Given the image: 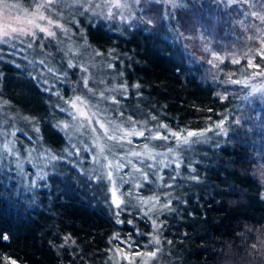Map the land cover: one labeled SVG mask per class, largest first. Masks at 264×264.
Listing matches in <instances>:
<instances>
[{"label":"trees","instance_id":"1","mask_svg":"<svg viewBox=\"0 0 264 264\" xmlns=\"http://www.w3.org/2000/svg\"><path fill=\"white\" fill-rule=\"evenodd\" d=\"M243 6L247 16L240 15L236 4L187 0L169 14L179 41L162 34V4L155 0L136 3L128 20L132 25L124 33L99 22L85 25L90 45L107 49L121 78L135 85V107L141 113L156 115L176 130L203 128L229 113L227 134L197 155L192 175L199 181L187 177L169 187L172 210L160 215L158 228V257L165 264H264V102L234 109L237 84L226 81L246 54L261 46L264 22L252 13L256 8L264 16V0ZM231 47L240 54L238 64L232 63ZM0 69V76L8 72L28 81L21 87L22 108L60 143L62 136L46 116L45 92L9 64ZM65 175L51 174L48 186L36 187L30 196L12 192L0 175V264H9L7 258L17 264H105L107 245L117 234L115 240L130 237L132 246H121L127 250L148 248L134 229L135 224L146 229L142 217L133 211H119L117 217L83 181Z\"/></svg>","mask_w":264,"mask_h":264},{"label":"rangeland","instance_id":"2","mask_svg":"<svg viewBox=\"0 0 264 264\" xmlns=\"http://www.w3.org/2000/svg\"><path fill=\"white\" fill-rule=\"evenodd\" d=\"M186 1L183 0V4ZM209 1L218 3L222 7L228 5L226 0ZM255 1L246 0L244 3L252 5ZM36 2L37 0L0 2V32L5 30L9 32V37L0 36V41H3L0 42V67L4 62L9 64L15 74L30 76L45 92L46 116L62 139L60 143L55 144L56 139L46 131H41L37 119L22 108L24 100L21 87L28 81L19 75L2 73L0 76V175L12 192L23 195L27 193L30 196L36 187L48 186V177L51 174L60 177H66L67 174L70 179L83 181L91 190L92 197L100 201L104 208L113 212L125 211L129 214L132 211L136 212L137 216L146 221V229H141L132 219L127 221L136 225L134 227L136 234L138 237L143 236L138 241L146 243L148 248L142 246L137 250H127L121 247L125 245L129 248L128 244L131 240L130 237H126L127 239L124 240L123 238L110 240L105 253V264H128V261L117 256L116 249L122 248L129 255L159 249V244L149 243L153 237L159 239L158 230L153 229V220L159 225V217L167 209L149 212V208L155 205L159 210L162 204L168 203L173 192L166 185L177 183L178 180L182 184L185 178L192 176L193 171L190 169H194L197 155L202 150L205 151L206 148H212L219 143L222 134L216 135L219 132L215 127L216 123L196 129L176 130L168 126L160 127L164 123L156 115L143 114L138 107H135L137 89L133 83H127L121 78L120 66L114 61V56L107 49L98 50L87 41L85 35L87 23L99 22L110 31L126 32V28L132 25L128 20L133 17L136 5L132 0H129L127 8L119 9L101 3V0H93L91 5L83 6L77 5L73 0H62L61 3L51 6L45 14L68 29L67 32L54 25H48L47 20L36 19L31 14L36 10ZM160 3L162 34L175 38L178 33L174 32L175 28L171 26L169 18L164 19L166 15L169 17L174 8L163 2ZM244 3L236 4L241 16L249 14L247 7L243 6ZM85 7L88 8L87 12H84ZM254 10L260 12L259 9ZM41 11L45 10L41 9ZM109 11L112 13L111 18H108ZM29 20H33L34 23L30 24ZM139 23L143 25L141 20ZM35 24L50 27L57 33L56 38L46 37L35 27ZM144 26L148 25L144 24ZM13 28L23 29L25 34L19 31L13 33ZM29 32L35 35H28ZM176 40L179 41L177 37ZM180 42L182 43V40ZM228 50L232 58L242 60L240 54L235 53L234 47ZM254 54L255 52L246 55L245 60L235 66L236 70L226 75L228 83H230L229 77L232 80L245 81L251 72L258 71L247 66L248 58L254 59ZM258 61L264 62L256 56L254 62L259 64ZM69 62L74 67L70 68ZM227 67L234 66L228 64ZM49 68L53 71L50 72ZM260 70H264V66H261ZM85 77L88 78L87 87H85ZM121 85H126V88H121ZM235 90L237 92L234 109H239L244 104L251 105L253 102L261 105L264 102V77L247 79L246 84H237ZM77 96L81 97V101H76L77 107L72 108L71 104ZM80 111H83L85 116H80ZM227 116L229 113H224L219 121ZM98 121L104 123L106 127L100 128ZM206 128L213 129L206 132L208 138L206 142L192 145L191 150L187 152L177 147L179 142L171 135V132L186 135V131H201ZM140 131H144L143 137L132 134ZM157 133L168 138L166 140L149 138ZM108 136H115L118 139L109 140ZM43 138L55 145L46 143ZM169 149L173 151L170 152ZM133 152H138L140 155H132ZM177 163H180V168H176ZM118 165L123 167L117 170ZM148 165L152 167L149 168ZM108 172L113 174L111 181L107 179ZM145 174L147 179L144 178ZM172 177L176 178L172 179ZM113 187L119 188L118 195L123 201L122 210L111 205L110 189ZM121 193L123 195H120ZM156 196H159V201L154 199ZM149 197L153 199L148 204L142 203ZM135 261L136 264H141L140 257H136ZM149 264H165V262L157 254Z\"/></svg>","mask_w":264,"mask_h":264},{"label":"snow or ice","instance_id":"3","mask_svg":"<svg viewBox=\"0 0 264 264\" xmlns=\"http://www.w3.org/2000/svg\"><path fill=\"white\" fill-rule=\"evenodd\" d=\"M0 2H4V0H0ZM62 0H37L36 2V10L34 13H31L33 16H35L36 19L38 20H47V23L48 25H54L56 28H60L62 31H65L67 32L68 29L64 28L62 25H60L59 23L55 22L50 15H46L45 13L50 9L51 6L53 5H56V4H59L61 3ZM74 3H76L77 5H80V6H83L85 4L87 5H91L93 3V0H73ZM132 2L134 3H139L140 0H132ZM157 2H163L167 5H171L172 8H177V7H180L183 5V0H157ZM246 2V0H226V3L228 5H231V4H237V3H244ZM101 3H104V4H110L112 7L114 8H127L128 7V4H129V0H101ZM13 7H16V5H12ZM99 6V5H97ZM41 9H44L45 11H41ZM88 11V8L85 7L84 8V12H87ZM81 15H83L84 13H79ZM95 14V13H93ZM253 16H257L262 22H264V16H260L258 13L256 12H253L252 13ZM112 16V13L111 11H109L108 13V18H111ZM171 17L172 19L175 18L174 16V13L171 14ZM168 15H166L164 17V19H168ZM29 23H34L33 20H29ZM148 23H151V20L148 21ZM35 27L37 29H39L40 32L44 33L46 37H50V38H56L57 36V33L52 31L50 27H41L39 24H35ZM17 31H19L21 34H25L24 33V30L23 29H16V28H13L12 29V32L13 33H16ZM258 31H261L260 29H258ZM28 35H35V33H32V32H29L27 33ZM0 36H3V37H9V32L8 31H2L0 32ZM256 37H252L250 36L249 39H255ZM260 39V43H261V46L259 49H257L255 51V56H259L261 58V60H264V32H262L261 36L259 37ZM0 42H3V41H0ZM29 47H31V45H29ZM71 50V49H69ZM207 50V49H206ZM96 55H100V53H96ZM247 55V54H246ZM214 58L215 59H220L218 56H215L214 54ZM210 63L212 61H209ZM221 62H223L221 60ZM41 63H43V61H41ZM232 63L234 64H238L240 63V60L239 59H233L232 60ZM70 68L71 67H74V65L69 62V65H68ZM247 66L248 68H253V69H258V71H253L249 74V77L247 79H252V78H255V77H264V70H260L261 69V65L258 64V63H255L254 62V59L253 57H249L248 60H247ZM82 70H85L86 69H82ZM49 71L52 72L53 69L52 68H49ZM247 79L245 81H241V80H232L231 77H229V81L230 83L232 84H241V83H247ZM85 80V87L88 86V78L85 77L84 78ZM121 88H126V85H121L120 86ZM138 87V85H137ZM89 91H91V89H89ZM223 99V97H222ZM76 101H81V97L80 96H77L75 98V101L72 102L71 104V107L72 108H76L77 107V103ZM116 102V101H114ZM5 103H7L5 101ZM209 111H211V109H209ZM79 115L80 116H85V113L83 111H80L79 112ZM73 119H75V117H73ZM129 119H131L129 117ZM153 119H155V117H153ZM99 126L100 128L104 129L106 127V125L102 122H99ZM236 123H239V121H236ZM224 124H225V120L224 119H221L218 123L215 124V127L219 129V132L216 133V135H221V134H227V129L224 127ZM67 127V125H66ZM160 127H163V128H166L167 125H164V124H161ZM213 129L212 128H206L204 130H201V131H186V135H183L179 132H171V135L175 137V139L179 142L177 147L178 148H181L183 152H187V151H190L191 148H192V145L194 144H198V143H203V142H206V140L208 139L206 137V132H209V131H212ZM133 135H137V136H140V137H143L145 135L144 131H140V132H134L132 133ZM150 139H167L168 137L167 136H161L159 133H157L156 135L152 136V137H149ZM203 138V139H201ZM108 139L109 140H117L118 138L115 137V136H108ZM186 146V147H185ZM147 147V145L145 146ZM169 151H173V149H169ZM132 155H136V156H139L140 153L138 152H133ZM52 159H56V157H52ZM180 163H177L176 164V168H180ZM123 165H118L117 166V170H119V168H122ZM149 168L152 167V165H148ZM191 171H195V169H190ZM137 171H139V169H137ZM112 176L113 174L111 172H108L107 173V179L108 180H112ZM145 179H147V174H145ZM176 177H172V179H175ZM98 179H103V177H98ZM162 179V178H161ZM189 179L191 180H194V181H199V176L197 175H192L189 177ZM166 187H171V185H166ZM110 192H111V205L115 206L117 209H121V205L123 203V201L120 199V196L118 195V192H119V188L118 187H113L110 189ZM120 195H123L122 193ZM170 195V194H168ZM153 199V197H149L147 200H143L142 203L144 204H148L149 201H151ZM155 200L159 201V196H156L154 198ZM262 199H264V196H262ZM171 200L168 201V203H165V204H162L161 208L159 210H157L155 208V205H153L151 208H149V212H154V211H163L164 209H167L169 211H171ZM122 210V209H121ZM120 215V212L117 211L116 212V216L118 217ZM145 215H148V213H145ZM117 223H122V221L120 220H117L116 221ZM129 223H131V221H129ZM159 228V225H157L156 221L153 220V229L154 230H158ZM151 235V234H149ZM117 235H114L112 237V239H117ZM2 239L3 240H8L9 239V236L7 234H4L2 236ZM69 239V237H65V242H67V240ZM74 243V242H73ZM121 243H125V241H121ZM149 243H152V244H159L160 243V240L157 238V237H153V239L151 241H149ZM168 243H171V241H169ZM129 247L132 246L131 243L128 244ZM61 247H63V245H61ZM253 247H255V245H253ZM158 252H160V249H156L155 251H148V252H144V253H141V252H135L133 253L132 255H129L127 253L124 252V249L122 248H117L116 249V253H117V256H120L122 257L124 260L128 261V264H136V261H135V258L136 257H140L141 258V264H149V261L153 260L154 258L157 257V254ZM9 259V264H17V261L15 259H10V258H7Z\"/></svg>","mask_w":264,"mask_h":264}]
</instances>
